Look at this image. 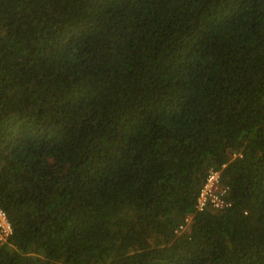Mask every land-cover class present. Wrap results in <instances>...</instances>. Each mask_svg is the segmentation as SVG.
Returning a JSON list of instances; mask_svg holds the SVG:
<instances>
[{
  "label": "trees",
  "instance_id": "obj_1",
  "mask_svg": "<svg viewBox=\"0 0 264 264\" xmlns=\"http://www.w3.org/2000/svg\"><path fill=\"white\" fill-rule=\"evenodd\" d=\"M0 207V264H264V0H0Z\"/></svg>",
  "mask_w": 264,
  "mask_h": 264
},
{
  "label": "built area",
  "instance_id": "obj_2",
  "mask_svg": "<svg viewBox=\"0 0 264 264\" xmlns=\"http://www.w3.org/2000/svg\"><path fill=\"white\" fill-rule=\"evenodd\" d=\"M220 173L217 170H212L207 178V182L201 189L198 197L197 208L203 210L207 205H212L215 208H224L229 206L223 195L226 189L219 184ZM191 220L188 216L184 222L179 226L178 230H183L187 227ZM13 234V227L4 209L0 207V240H6Z\"/></svg>",
  "mask_w": 264,
  "mask_h": 264
}]
</instances>
